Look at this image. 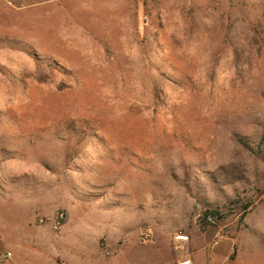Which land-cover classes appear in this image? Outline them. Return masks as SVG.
I'll list each match as a JSON object with an SVG mask.
<instances>
[{
	"label": "rangeland",
	"instance_id": "rangeland-1",
	"mask_svg": "<svg viewBox=\"0 0 264 264\" xmlns=\"http://www.w3.org/2000/svg\"><path fill=\"white\" fill-rule=\"evenodd\" d=\"M262 28L264 0H0V264L248 231Z\"/></svg>",
	"mask_w": 264,
	"mask_h": 264
},
{
	"label": "crops",
	"instance_id": "crops-1",
	"mask_svg": "<svg viewBox=\"0 0 264 264\" xmlns=\"http://www.w3.org/2000/svg\"><path fill=\"white\" fill-rule=\"evenodd\" d=\"M186 237L184 241H173L172 246L161 250L159 255L124 252L120 258H88L74 264H264V208L248 231L238 234L234 230L230 235L223 233L212 247L210 240L213 237L208 232ZM179 250L183 253L177 256ZM242 256H246L245 261Z\"/></svg>",
	"mask_w": 264,
	"mask_h": 264
},
{
	"label": "trees",
	"instance_id": "trees-1",
	"mask_svg": "<svg viewBox=\"0 0 264 264\" xmlns=\"http://www.w3.org/2000/svg\"><path fill=\"white\" fill-rule=\"evenodd\" d=\"M259 36L257 37L258 42H256L257 44H259V46L262 47V49H264V28H262L260 34H258ZM30 55L36 59L37 55L34 52H30ZM155 104L159 107L162 106V102L160 101L159 97L156 96L155 94ZM264 126V124H263ZM73 134L72 130H71V135ZM77 138V137H76ZM216 212H205L202 214V218L201 220L205 222V220L210 217V218H214L216 216Z\"/></svg>",
	"mask_w": 264,
	"mask_h": 264
},
{
	"label": "built area",
	"instance_id": "built-area-1",
	"mask_svg": "<svg viewBox=\"0 0 264 264\" xmlns=\"http://www.w3.org/2000/svg\"><path fill=\"white\" fill-rule=\"evenodd\" d=\"M207 219H208L209 221H213V219L210 218V217H208ZM8 258H10V254H7V255L5 256V259H8Z\"/></svg>",
	"mask_w": 264,
	"mask_h": 264
}]
</instances>
